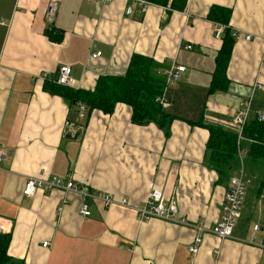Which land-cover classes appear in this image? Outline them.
<instances>
[{"label": "crops", "instance_id": "obj_1", "mask_svg": "<svg viewBox=\"0 0 264 264\" xmlns=\"http://www.w3.org/2000/svg\"><path fill=\"white\" fill-rule=\"evenodd\" d=\"M49 1L0 0V150L6 155L0 215L10 233L5 264H264V190L256 192L264 181L260 164L242 167L246 197L233 237L218 241L207 228L219 218L229 181L217 182L205 163L208 130L185 120L196 121L203 111L204 123L237 134L232 116L255 81L262 89L253 94L249 117L264 114V0H186L183 9L150 4L143 12L133 0H56L51 20ZM213 4L231 8L229 25L239 36L226 70L228 89L208 95L222 42L206 19ZM127 6L132 13L125 12ZM51 27L63 32L60 42L47 37ZM133 53L163 68L173 59L185 66L166 90L165 109L181 117L171 121L168 136L153 122L133 123L125 103L110 114L92 110L86 121L85 112L70 110L61 96L43 88L67 64L71 86L93 89L100 75H122ZM54 175L126 204L87 199L85 216L75 192L22 194L28 177ZM151 184L173 198L183 223L139 219L134 207ZM196 235L202 241L193 254L189 245Z\"/></svg>", "mask_w": 264, "mask_h": 264}, {"label": "trees", "instance_id": "obj_2", "mask_svg": "<svg viewBox=\"0 0 264 264\" xmlns=\"http://www.w3.org/2000/svg\"><path fill=\"white\" fill-rule=\"evenodd\" d=\"M149 1L151 4L169 7V9L176 7L183 9L186 4V0H181L179 5L176 4V0ZM230 18L231 8L219 4L210 5L206 14L207 20L214 25L222 26L221 47L215 56V66L207 87L208 95L218 90H227L230 83L226 70L235 43L233 29L229 25ZM46 34L50 40L57 42H60L63 37V32L53 27L47 29ZM162 67L161 63L148 55L133 53L122 75H100L93 89L60 84L55 76L46 80L43 88L61 96L70 110L80 112L78 106L85 105L86 121L92 110L110 114L117 103H125L131 107L133 123L144 125L153 122L162 129L165 136H168L171 121L181 117L167 111L156 101V97L162 94L165 87L164 76L160 72ZM203 113L202 111L196 121L185 120L208 130L204 160L208 167L216 171L217 182L229 181L240 167L247 168L248 161L254 165L259 163L261 174L264 175V120H259L256 113L249 117L242 127V138H239L235 132L204 123ZM244 141L248 146H246L245 155L240 158L242 145L246 144ZM263 190L264 181H260L256 192L261 193ZM9 242V232L0 234V264L10 260L7 254Z\"/></svg>", "mask_w": 264, "mask_h": 264}, {"label": "built area", "instance_id": "obj_3", "mask_svg": "<svg viewBox=\"0 0 264 264\" xmlns=\"http://www.w3.org/2000/svg\"><path fill=\"white\" fill-rule=\"evenodd\" d=\"M103 2H111L112 0H101ZM137 3L139 7V11L143 12L146 10L148 5H150L149 0H133ZM57 7L56 0H50L46 15L49 20L55 14V10ZM127 14L133 12L132 6H127L125 9ZM213 34L216 38H220L222 34V26L221 25H214ZM233 35L238 38L239 34L237 31L233 30ZM251 38L250 35L245 36L246 40ZM185 49H191V44H186ZM91 56L95 57L100 55V51L91 52ZM264 55V50H263ZM185 70V66L176 62L173 59L168 66L162 67L160 72L164 76L165 80V87L161 95L156 97V101L165 109L169 106V100L166 97V90L167 87L176 82L179 78L181 73ZM46 74H43L45 76ZM56 81L60 84H67L71 85V67L67 64L61 65L55 75ZM262 89V84L258 81H255L250 88V93L245 98L241 99L238 103L235 112L232 116V122L238 127V136L242 138L241 131L243 125L248 121L249 114L252 110V99L253 94L256 90ZM80 112H84L85 105L81 104L78 106ZM257 117L259 120H264V114L262 112L256 111ZM242 151L240 152V158L242 157ZM6 160V155L4 152L0 150V169L2 168L3 161ZM238 171V173L232 176L229 179V186L227 190L224 192L222 198V205L221 211L218 220L211 226L208 227L207 230L212 233L218 241H222L227 238L233 237V229L236 225L237 218L240 215V207L243 202V198L245 195V179H244V172L242 167ZM38 189L42 190H52V189H61L65 192H75L81 196L82 203L79 209V212L82 215H89L90 210L88 207V203L86 202L87 199L92 200H100L104 203V205H111L114 203L125 205V199L115 200L112 195L108 192H92L87 189L86 186L78 185L73 180H66L64 181L62 178L58 176H51L49 178L42 177V176H30L26 181L22 194L25 196H31L37 191ZM137 216L139 219L147 220L151 218H160L167 221H172L175 223H183L182 219L178 217L177 206L173 198H167L162 193V190L156 186L155 184H151V187L143 201V203L137 207H134ZM3 218L0 215V234L5 233V230L2 226ZM198 229H203L201 225H193ZM254 229H258V225H254ZM202 239L200 235H196L189 245V250L195 254L198 251L199 244L201 243ZM49 244L48 241L43 242V246H47ZM220 248L215 246L214 254L218 255Z\"/></svg>", "mask_w": 264, "mask_h": 264}, {"label": "rangeland", "instance_id": "obj_4", "mask_svg": "<svg viewBox=\"0 0 264 264\" xmlns=\"http://www.w3.org/2000/svg\"><path fill=\"white\" fill-rule=\"evenodd\" d=\"M240 169H241V168H239L238 171H239ZM238 171H237V172H238ZM257 182H258V180H257ZM246 193H247V187L245 188V195H244V198L246 197Z\"/></svg>", "mask_w": 264, "mask_h": 264}]
</instances>
